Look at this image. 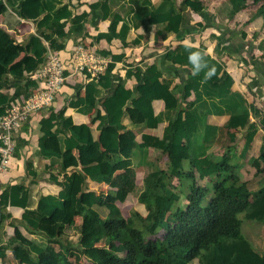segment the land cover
Here are the masks:
<instances>
[{
	"label": "trees",
	"instance_id": "obj_1",
	"mask_svg": "<svg viewBox=\"0 0 264 264\" xmlns=\"http://www.w3.org/2000/svg\"><path fill=\"white\" fill-rule=\"evenodd\" d=\"M57 1L0 0V15L10 10L19 19L36 21L39 30L44 28L62 38L65 24L59 21L63 16L69 19L70 13L64 8H56ZM138 2L147 9L143 15L137 14L140 22L147 20L151 24L164 25L167 33H179L183 21L182 13L186 9L197 14L206 11L200 0H183L179 7L176 6V0H167L157 8H153L149 0ZM252 6H257L254 16L260 17L264 26V0H226L217 8L215 15L220 20L229 21ZM210 17L214 19L215 16ZM115 23L116 19L110 25L111 32L99 35L97 40L106 37L110 41L114 37L112 28L114 30ZM245 36L242 34L243 39ZM42 38L50 48H60L59 45L54 46V41H49L48 36ZM122 43L124 45L125 41L122 40ZM26 44L29 54L20 58L18 45L0 28V79L7 75L22 76L24 73L34 72L43 64L47 48L40 37L32 36ZM197 49L204 51L203 48L194 47L191 50ZM166 58L172 64L187 67L191 71L183 84L181 98L177 95L176 88H170L169 83L160 80L162 74L154 66L146 70L147 85L138 89L136 97L129 90H125L122 84L118 85L113 94L103 102L104 126L98 137L103 159L99 163H94L96 147L89 140L86 127L70 125L69 119H65L63 115L56 117L53 114L41 121L40 128L44 133L40 141L41 151L48 156L54 155V152L44 149L43 142L55 135L50 131L54 126L51 121L61 120L62 126L70 135L61 140L60 144H63L64 151L76 149L82 166L80 171L65 177L63 189L57 197L40 198L37 209L26 211L23 215L24 222L35 228H39L42 223L55 225V234L48 236L49 239H56L62 236L65 226L74 225V216L64 211V202L75 203V214L82 218L78 227L77 246L72 247L65 243L56 259L45 254V262L70 264L68 260L73 257L75 261L84 258L86 264H192L195 260L199 264H264V252L260 254L241 233L242 223L238 217L243 214L246 220L257 222L259 225L255 227L258 230L264 226V139L258 156L263 169L255 175L259 180L256 190L252 191L247 182H240L232 174L233 168L229 165L228 155L225 154L219 160L207 155V150L215 143L218 128L206 124V118L214 113L229 115L226 126L246 130L240 153L241 157H245L259 128L264 130V113L247 104L241 94L231 92V77L224 72L222 64L209 55L206 59L209 65L215 66L216 75L204 84L201 83L203 72L199 75L192 74V65L188 62L185 46L180 45L169 50ZM112 69L113 64H109L104 74L97 80H92L86 90L94 91L95 96L97 85L109 87ZM191 94L194 96L193 101L182 106L181 100H186ZM94 96L91 106L94 105ZM154 100L163 101L165 107L164 112L157 116L152 109ZM127 103L135 111V116L130 118L135 125L154 128L163 119L168 121L163 137L156 144L161 154L167 157V169L152 170L144 178L143 191L137 197L138 203L144 205L148 212L147 224L143 230L135 228L122 216L112 202V196L104 200L94 193L85 192L86 178L97 183H111L115 167L120 166L124 155L130 161L134 150L141 151L143 157L138 162L140 165L146 157L145 147L140 148L135 143L131 131H127V135L133 144L132 148L126 150L119 143V132L123 130L121 119ZM216 104L224 106L226 111H212ZM250 117L254 121H250ZM228 137L231 143L235 141L234 136ZM184 161L190 166L186 174L182 172ZM122 164L124 165L123 162ZM224 173L230 174L213 184V195L203 204L209 194L205 184L208 178L212 175L220 178ZM174 180L178 182L177 186L173 184ZM182 180L188 181L184 191L180 188L184 187ZM18 190L17 187H12L3 192L1 207L7 204L24 206L13 199L14 195L18 196ZM122 193L123 190L119 191L115 197L123 200ZM181 195H184L186 207L173 212L172 207L180 200ZM93 207L104 208L107 211L106 216L101 218ZM5 219L4 213H0V225ZM160 232L162 236L156 238ZM45 252V248L37 249L39 256ZM117 252L124 254L119 255ZM0 256L3 257V253L0 252ZM29 263L41 264L37 259H29Z\"/></svg>",
	"mask_w": 264,
	"mask_h": 264
},
{
	"label": "crops",
	"instance_id": "obj_2",
	"mask_svg": "<svg viewBox=\"0 0 264 264\" xmlns=\"http://www.w3.org/2000/svg\"><path fill=\"white\" fill-rule=\"evenodd\" d=\"M149 1L153 8H157L167 0ZM200 1L206 11L197 14L186 9L182 13L183 21L179 33H167L164 31V25L151 24L147 20L140 22L137 14L143 15L147 9L141 7L138 0H58L55 3L56 8H64L70 13L69 19L63 16L59 21L65 24L62 38H58L56 34L44 28L39 30L36 21L19 19L10 10L0 15V28L6 31L18 45L20 58L29 54L26 44L28 38L38 36L46 42L42 37L48 36L49 41H54V46H60L58 52L69 65L65 74V84L52 105L30 116L13 133L15 150L9 168L5 172H0V199L3 192L17 187L19 194L14 195L13 199L23 203L24 206L7 204L1 207L0 205V213L6 216L4 223L0 225V252L3 253V257L0 256V264H31L29 259L33 261L37 259L41 264H49L44 260L45 254L56 259L65 243L71 244L72 247L77 246L78 227L82 218L75 214L73 202H64V211L74 216V225L65 226L60 238L49 239L48 235L53 236L56 232L55 225L42 223L39 228H35L27 225L23 220L26 211L37 209L40 198L57 197L63 189L62 183L65 177L82 168L78 160V151L76 149L64 151L63 144H60L61 140L67 139L70 135V132L62 126L61 120L51 121L54 126L50 131L55 135L46 138L43 142L44 149L54 152V155L48 156L41 151L40 141L44 136L40 128L42 120L48 119L53 114L56 117L63 115L65 119H69L70 125L86 127L87 136L96 147L94 163H99L103 159L98 137L104 126V100L110 97L120 84L136 97L138 89L147 85L146 70L151 66L161 72V81L169 83L170 88L177 89L176 93L181 98L183 84L191 71L187 67L172 64L166 55L169 50L186 44H191L194 48H203L211 58L221 63L224 72L232 79L231 92L241 94L247 104L264 113V26L261 18L254 16L257 6L249 7L233 19L224 21L215 15V11L226 0ZM182 2L183 0H176V6L179 7ZM212 15L215 16L214 19L210 17ZM74 18L79 20H73ZM40 19L41 17L38 20ZM115 19L114 30L112 28L114 37L110 41L106 37L97 40L99 35H107L111 32L110 25ZM242 34L246 35L244 39ZM122 40L125 41L124 45ZM76 44H84L113 64L109 87L97 85L95 96L94 91L86 90V86L92 80L86 78L84 74L75 72L71 65L70 51ZM33 73H24L22 76L7 75L0 79V111L3 112L6 105L11 102H20L38 86V82L32 78ZM93 96L95 100L94 105L91 106ZM193 98L191 94L186 100H181V105L190 104ZM152 109L155 116L163 113L165 110L163 101L154 100ZM124 110L121 119L123 130L118 136L120 145L126 150L132 148L133 144L127 135V131H131L135 143L140 148L145 147L146 150L142 165L138 163L143 157L142 152L134 150L129 161V170L126 171L131 173L129 174L131 180L128 181L131 182L130 186H134V181L138 180L137 176L142 175L138 185V194H140L143 191V180L152 170L167 169V157L161 154L156 144L163 137L168 121L163 119L156 127L147 128L135 125L131 121L130 118L135 116V111L129 103ZM212 111L223 113L226 108L216 104ZM217 114L214 113L206 118L207 125L218 128L215 143L209 147L207 155L215 160L221 159L225 154L228 155L229 165L234 171L233 175L242 182H247L250 190L254 191L259 180L255 175L263 169L258 156L264 139V130L259 128L249 151L245 157H241L246 130L226 126L229 115ZM250 121L254 119L250 117ZM228 136H234L235 141L231 143ZM122 159L123 163L129 160L125 155ZM161 160L162 165L159 164ZM122 162L120 166L115 167L114 177L109 184L85 179V192L94 193L104 200L112 196L111 200L119 210L120 205L125 203L115 197L119 191L124 190L119 187L125 180L118 173L123 165ZM138 205L146 210L144 205L140 203ZM93 210L97 211L101 218L106 216L107 211L104 208L93 207ZM135 214L141 215L137 210ZM259 235L254 232L250 242L261 254L264 252V243L258 249ZM44 248L46 252L42 256L37 255V249ZM68 261L70 264L87 263L84 258L75 261L71 257Z\"/></svg>",
	"mask_w": 264,
	"mask_h": 264
},
{
	"label": "built area",
	"instance_id": "obj_3",
	"mask_svg": "<svg viewBox=\"0 0 264 264\" xmlns=\"http://www.w3.org/2000/svg\"><path fill=\"white\" fill-rule=\"evenodd\" d=\"M47 48L43 64L34 71L32 78L38 86L20 102L6 105L0 114V172H5L11 163L15 150L13 133L30 116L49 108L60 93L66 80L69 65L61 58L59 49ZM71 65L78 74L90 80H97L104 74L110 62L88 49L84 44H76L70 51Z\"/></svg>",
	"mask_w": 264,
	"mask_h": 264
},
{
	"label": "rangeland",
	"instance_id": "obj_4",
	"mask_svg": "<svg viewBox=\"0 0 264 264\" xmlns=\"http://www.w3.org/2000/svg\"><path fill=\"white\" fill-rule=\"evenodd\" d=\"M220 1H222V0H220ZM159 164L162 165V160L160 161ZM129 166H130V162L125 161L124 165H121V169L118 170V173L121 176V178L125 179L123 181V183L121 185H119V187L121 189H124L123 190L124 194L122 193V195L124 196V199L121 201L122 202L125 201V203L123 205H120V210H121V213L123 214V216L131 222L132 226H134L135 228H138L140 230H143L145 225L147 224L148 212L146 210H144V208L142 206H139L138 202H137V196L139 195L138 194L139 193L138 192L139 191L138 185L140 184V179L142 178V175L137 176L138 180L134 181V186H130L131 182H128V181L131 180L129 177L130 176L129 174H131V173L126 172L129 170ZM182 167H183L182 168L183 174L188 173V171L190 170V167H189V164L187 161L183 162ZM235 170H236V174H237L238 169L236 168ZM233 173H234V171H232V174ZM229 174H226V173L221 174L220 178H218L217 175H212L211 177L208 178V180L206 181L205 184L207 185V188L209 189V194H208L207 198L205 199V201L203 202V204H205V202L212 197V195H213V184L219 180L226 178L227 176H229ZM126 178H127V180H126ZM134 179H135V177H134ZM240 182H241V180H240ZM173 183L176 186L178 185V182L176 180H174ZM182 183L184 184V187L180 186V188L182 191H184V190H186V185H187L188 181L182 180ZM135 184H136V186H135ZM123 186H124V188H122ZM126 198H127V200H126ZM185 207H186V201H185L184 195H181L180 200L176 204L173 205L172 211L175 212L177 209H184ZM136 210L139 211L141 213V215L135 214ZM238 217L242 223L241 224V233L249 241H250V236H252L254 234V232H256V234H260L257 237V243H258L257 247H258V249H260L259 247H261L264 243V229L262 228L261 230L260 229L258 230V228H256L255 226H258L259 224L255 221L246 220L243 217V214H240ZM251 233H252V235H251ZM161 236H162V232H160L156 236V238L161 237ZM119 246H121V245L119 244ZM117 253L119 255L124 254V252H117ZM192 264H199V263H198V261L195 260V261H193Z\"/></svg>",
	"mask_w": 264,
	"mask_h": 264
},
{
	"label": "clouds",
	"instance_id": "obj_5",
	"mask_svg": "<svg viewBox=\"0 0 264 264\" xmlns=\"http://www.w3.org/2000/svg\"><path fill=\"white\" fill-rule=\"evenodd\" d=\"M191 44H186L185 49L187 51L188 62L192 65V74L199 75L203 72V78L201 83H207L216 75V68L214 65H209L206 56L208 53L206 51L191 50Z\"/></svg>",
	"mask_w": 264,
	"mask_h": 264
}]
</instances>
